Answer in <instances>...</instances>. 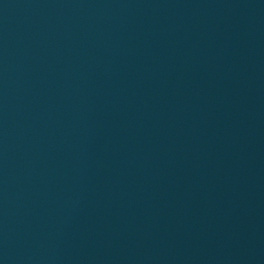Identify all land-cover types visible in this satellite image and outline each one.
I'll return each mask as SVG.
<instances>
[{"label": "water", "instance_id": "95a60500", "mask_svg": "<svg viewBox=\"0 0 264 264\" xmlns=\"http://www.w3.org/2000/svg\"><path fill=\"white\" fill-rule=\"evenodd\" d=\"M0 264H264V0H0Z\"/></svg>", "mask_w": 264, "mask_h": 264}]
</instances>
